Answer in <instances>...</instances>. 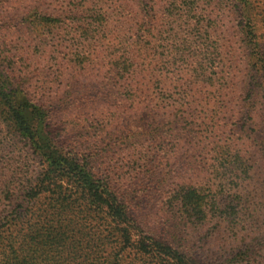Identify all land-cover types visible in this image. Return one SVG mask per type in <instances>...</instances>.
<instances>
[{
  "label": "rangeland",
  "instance_id": "rangeland-1",
  "mask_svg": "<svg viewBox=\"0 0 264 264\" xmlns=\"http://www.w3.org/2000/svg\"><path fill=\"white\" fill-rule=\"evenodd\" d=\"M235 2L0 0L5 82L199 264H264V101Z\"/></svg>",
  "mask_w": 264,
  "mask_h": 264
},
{
  "label": "trees",
  "instance_id": "trees-1",
  "mask_svg": "<svg viewBox=\"0 0 264 264\" xmlns=\"http://www.w3.org/2000/svg\"><path fill=\"white\" fill-rule=\"evenodd\" d=\"M235 1L239 33L254 60L255 84L247 92L255 106L259 98L264 101L258 25L264 18L254 0ZM19 95L0 75V264H120L127 258L139 264H199L151 236L149 215L140 216L133 192L114 186L76 155L59 152L48 127L52 113ZM30 157L43 165H30ZM150 176L139 179L140 186Z\"/></svg>",
  "mask_w": 264,
  "mask_h": 264
}]
</instances>
